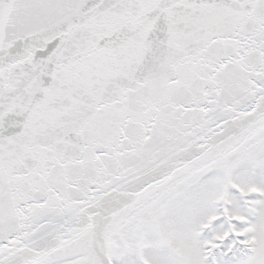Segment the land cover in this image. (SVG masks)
I'll use <instances>...</instances> for the list:
<instances>
[{
    "label": "snow or ice",
    "instance_id": "6c2138e0",
    "mask_svg": "<svg viewBox=\"0 0 264 264\" xmlns=\"http://www.w3.org/2000/svg\"><path fill=\"white\" fill-rule=\"evenodd\" d=\"M0 264H264V0H0Z\"/></svg>",
    "mask_w": 264,
    "mask_h": 264
}]
</instances>
